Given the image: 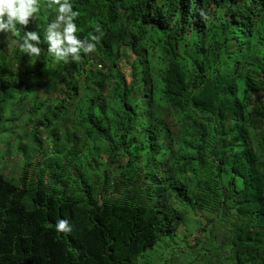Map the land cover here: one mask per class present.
Wrapping results in <instances>:
<instances>
[{
  "label": "trees",
  "instance_id": "obj_1",
  "mask_svg": "<svg viewBox=\"0 0 264 264\" xmlns=\"http://www.w3.org/2000/svg\"><path fill=\"white\" fill-rule=\"evenodd\" d=\"M39 1L0 32V144L39 169H0V264H139L175 238L165 264H264V0H70L99 40L67 64L18 50L55 18Z\"/></svg>",
  "mask_w": 264,
  "mask_h": 264
},
{
  "label": "clouds",
  "instance_id": "obj_2",
  "mask_svg": "<svg viewBox=\"0 0 264 264\" xmlns=\"http://www.w3.org/2000/svg\"><path fill=\"white\" fill-rule=\"evenodd\" d=\"M41 7L39 0H0V32L18 34L17 26L26 27ZM45 7L55 10L54 20L43 27L42 37L37 30L25 31L18 42L19 52L29 58H39L42 50L45 51L40 46L43 42L50 57L67 64L70 60L78 61L81 51L88 53L95 50L93 42L99 40L98 35L90 36L88 43L76 35L78 28L75 21L79 13L73 10L70 0H47ZM95 31L99 33L100 30L96 28ZM55 230L68 234L72 229L67 219H58Z\"/></svg>",
  "mask_w": 264,
  "mask_h": 264
},
{
  "label": "rangeland",
  "instance_id": "obj_3",
  "mask_svg": "<svg viewBox=\"0 0 264 264\" xmlns=\"http://www.w3.org/2000/svg\"><path fill=\"white\" fill-rule=\"evenodd\" d=\"M40 3V1H39ZM42 6V5H41ZM19 130V129H18ZM8 135V134H7ZM56 136H53L51 141V145H49V148L52 149L51 156H58L59 151H61V146L63 145V142H66L65 137L67 136V131L65 130H56ZM57 138H59V141H57ZM5 144H0V169H4V171L10 175L13 176L11 178H18L21 174V171H23V168L25 165L30 164V176L33 175V172L36 173L39 171V169L35 166L36 165V159L33 158L31 162L26 163L27 159L23 155L28 156L29 151L27 150L24 154H19L20 152L16 147H12V144H17V142H11L9 139H6ZM58 143V144H57ZM24 145L26 147L31 146L30 142H25ZM7 148L9 149L10 153H7ZM31 153V152H30ZM32 154V153H31ZM49 155V154H48ZM28 167V168H29ZM35 169V170H34ZM197 220V217L195 214L188 208L187 209V223H185L184 226H181L179 231L183 232L184 234H192L194 232L193 224H195ZM203 221V219L201 218ZM204 219V223H205ZM194 235H197L194 232ZM179 242L175 238L173 243L169 245L161 244L160 246H155L153 250H149L146 253V257L141 259L139 264H165L167 258L169 257L171 253V248L179 246Z\"/></svg>",
  "mask_w": 264,
  "mask_h": 264
}]
</instances>
